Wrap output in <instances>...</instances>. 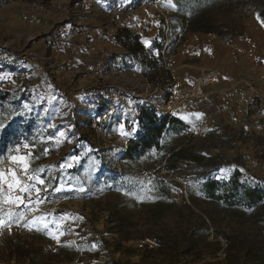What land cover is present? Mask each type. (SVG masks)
Wrapping results in <instances>:
<instances>
[{"label": "rangeland", "instance_id": "obj_1", "mask_svg": "<svg viewBox=\"0 0 264 264\" xmlns=\"http://www.w3.org/2000/svg\"><path fill=\"white\" fill-rule=\"evenodd\" d=\"M258 1L246 0L236 13L223 11L216 19L218 23L232 20L240 34L246 19H257ZM34 2L43 4L46 11L31 9ZM153 2L144 1L133 14L121 10L124 25L140 21L123 26L139 37V45L163 28L164 20ZM89 4L90 0H0V82L3 88L13 87L10 91L24 95L25 110L38 114L42 131L54 130L57 136L65 133L60 143L52 140L54 151L45 155L44 162L31 166L44 170L47 188L41 193L45 202L38 205L37 215L49 221L62 220L65 234L60 237L61 244L43 231L13 224L10 231L0 230V264H264V205L248 212L204 199L199 192L207 175L228 180L238 171L242 180L264 181V96L261 111L250 117V129L237 131L238 145L230 137L208 133L207 124L218 115H185V121L203 122L206 134L203 138L188 134L186 158L170 169L171 174H165L162 163L148 156L138 161L119 159L129 139L139 133L136 120L140 107L157 112L155 104L167 95L168 83L174 79L191 82L194 76L188 66L171 72L168 63L180 44L175 41L166 51L165 64L156 58L141 62L137 57L144 48L123 46L124 52L115 53L117 67L103 73L108 78L78 80L86 65L95 60V55L88 53L94 45L88 43L87 50L80 53L65 47L64 39L58 38L62 30L52 23L59 18L81 21L100 13ZM160 9L170 22L173 12L168 0H163ZM109 10L112 13L113 9ZM75 33L82 34L79 30ZM173 37L170 31V41ZM262 58L259 55L256 61L261 63ZM42 66L48 71L46 88L38 84V78L44 77L38 72ZM55 70L62 86L54 77ZM134 79L142 88L134 85ZM206 95L204 92L190 110L203 112L206 101H201ZM105 109L111 115H106L96 130L91 129V122ZM243 123L249 122L245 119ZM29 150L21 147L20 154ZM8 155H0V169H6L1 164L9 162ZM253 161L256 166L251 165ZM59 172L64 175L62 184L57 185ZM151 178L168 184L164 197L149 183ZM57 187L62 190L55 191Z\"/></svg>", "mask_w": 264, "mask_h": 264}, {"label": "trees", "instance_id": "obj_2", "mask_svg": "<svg viewBox=\"0 0 264 264\" xmlns=\"http://www.w3.org/2000/svg\"><path fill=\"white\" fill-rule=\"evenodd\" d=\"M246 0H172L175 7L169 19V31L174 32L168 48L173 43H181L187 33L215 34L221 41L228 42L239 35L235 23L221 21L218 23L216 15L223 11H233L244 6ZM256 17L264 20V0L256 5ZM262 25V24H261ZM177 36V39L175 37ZM118 37L122 46L130 50H141L139 37L130 34L126 29L118 30ZM26 98L16 91L0 90V123L5 127L0 129V155L9 154L21 143L32 142L36 145L35 159L31 166L40 165L45 160L42 155L44 148L54 151V143L49 139L54 130L40 129L38 114L27 113L23 102ZM139 133L135 139L128 142L121 159L124 161H138L146 156L161 162L166 169H172L178 161L186 158L185 141L189 134L188 126L181 120L163 117L149 107H140L138 114ZM44 165V164H42ZM73 171V170H71ZM71 175L70 173H65ZM62 172L56 179V184H62ZM238 171H234L228 180L216 179L207 175L199 185V192L204 199L221 203L225 207L241 208L254 212L264 205V181L240 179ZM151 185L160 197L169 192L168 184L162 179L151 178Z\"/></svg>", "mask_w": 264, "mask_h": 264}, {"label": "crops", "instance_id": "obj_3", "mask_svg": "<svg viewBox=\"0 0 264 264\" xmlns=\"http://www.w3.org/2000/svg\"><path fill=\"white\" fill-rule=\"evenodd\" d=\"M137 1L139 0H90L92 5L89 4L88 6H91L93 11L97 9L101 10L99 11L100 13L93 14L90 18L81 19V21H75V19L70 21L69 18H59L55 19L52 24L56 23L59 25L62 32L58 33V38L64 39V46L69 47L71 50L75 49L80 53L81 51L87 50L88 43H93V48L104 44L113 53L119 51L124 52L125 49L121 45V41L118 43H103L95 39V34L102 24H109L112 29L119 30L125 29L123 26L126 24L129 25L131 23V25H133L134 23H140L137 19L130 23L126 21L127 23L124 25L122 22L123 15H121V10L125 6L133 2L136 3ZM148 1L153 2L155 0ZM109 9H113L112 13ZM79 27L83 30L80 35L75 33ZM248 37H250V39H248ZM73 40H75V42H72ZM150 42L151 38L147 43H142L140 45L142 48H146ZM192 45L195 46V54L193 57H190L187 54V49ZM259 55L263 57L260 61L261 63L256 61V57ZM181 58H183V61ZM190 59H194V61L192 63H183ZM176 60H181V63H177ZM168 64L171 66V72L180 67L183 68L188 66L192 68V74L194 76L192 81L177 82L174 79L173 82L179 85L192 84L195 78L205 69H215L218 72L219 83L204 89L207 95L201 102L206 101V105L204 106V111L200 112V114L218 115L214 118L215 120H211V123L207 124L206 130L208 133L213 132L215 136L220 138L230 137V141H232L234 145H238L241 140L238 138L239 134L237 131L243 127L246 130L250 129V120L247 124L243 122H245L246 119V106L252 91L251 88L256 89L264 96V25H261L254 17L246 19L243 24L242 32L228 42L221 41L215 34H203L199 32L187 33L186 40L177 46L176 54ZM40 69L41 70L38 72H41V75H44V77L38 78V84L40 87L45 86L46 88L48 86V71H46L47 69L43 66ZM57 72V70L54 71V77H58L57 82L59 86L63 84V81L59 79L61 77L57 75ZM33 81L34 80H32V82ZM12 89L13 87L5 90L10 91ZM195 114V111L190 110L187 115ZM136 121L138 122V115ZM184 122L185 124H193V122L187 120ZM135 138L136 136H133L129 141ZM23 144L20 146L22 147ZM126 148L127 146H125L124 150ZM235 150L237 151V148ZM223 151L226 152V154L230 153V151Z\"/></svg>", "mask_w": 264, "mask_h": 264}, {"label": "built area", "instance_id": "obj_4", "mask_svg": "<svg viewBox=\"0 0 264 264\" xmlns=\"http://www.w3.org/2000/svg\"><path fill=\"white\" fill-rule=\"evenodd\" d=\"M144 1L148 0H139L137 5H127L123 9L127 14H133L139 8H141L140 5ZM162 3L163 0H156L152 3L154 7H158V11L162 16L164 23L162 26V31L160 33L155 34L150 44L138 53L137 59L141 62H149L155 58L163 64H165L166 62L165 54L170 43V31L167 16L163 12V10L160 9ZM31 9H33L37 13H43L46 11V7L39 2L32 3ZM78 30L79 32L83 31L81 27L78 28ZM95 38L96 40L103 43L120 42V39L118 38V31L116 29H112L108 24H103L97 30ZM88 53L90 55H95V60L93 63L86 65L83 71H81L78 80H104L108 78V76L104 77L103 73L108 74V69L117 67L114 65V62L116 61V54L109 50L104 44L99 45L95 48H89ZM187 54L188 56L193 57L195 54V46H189L187 49ZM123 63L127 64L125 60H123ZM14 81L16 83H20L19 78H15ZM218 83L219 74L215 69H205L199 76L195 78L193 83L190 85H179L175 82H170L167 84V95L164 97L163 101H160L155 104V108L157 110L156 114L159 115L160 118L166 116L184 122L185 120L183 119V117L189 113L190 108L192 106H195L197 104L199 99L204 94V89L208 86H215ZM0 90H3L1 82ZM251 90L252 91L246 106L245 115V118L248 121L250 120V117L254 118V115H257L261 111L263 100L262 95L256 89L251 88ZM106 115H111V112L109 113V109H105L104 111L98 113L95 119L90 124L91 129L96 130L98 124H101L106 119ZM186 125L189 128V134H193L202 138L205 136L206 131L202 129L204 127L203 122L199 121L198 123L191 125L189 123H186ZM123 153L119 156V159L122 157ZM248 165L250 167V159L248 160ZM251 165L256 166V162L253 161ZM1 166L3 168L12 167L10 162H4L1 164ZM164 173L171 174L172 171L170 169L166 170L165 168Z\"/></svg>", "mask_w": 264, "mask_h": 264}, {"label": "snow or ice", "instance_id": "obj_5", "mask_svg": "<svg viewBox=\"0 0 264 264\" xmlns=\"http://www.w3.org/2000/svg\"><path fill=\"white\" fill-rule=\"evenodd\" d=\"M168 4L171 7H175L172 0H168ZM257 19L259 20L260 18L257 17ZM260 22L264 25V20ZM0 79H3V77H0ZM195 115L199 118L201 114L197 113ZM4 127L5 125L0 123V129ZM49 127L55 129V125H49ZM121 127L123 128V126ZM125 134L122 132V135ZM64 136L65 133L60 132L58 136L51 135L49 139L60 143V138ZM22 147L24 149H34L36 145L32 142H27ZM50 151L51 149L44 148L42 155H47ZM20 153V145L10 149L8 161L12 167L0 169V205L9 206L8 210L0 207V230L7 228L10 231L13 224H15L17 227L27 228L28 231H43L50 239L55 240L60 245V237L65 234L61 228L62 220L49 221L46 216L37 215L40 212L38 205L45 202L41 193L47 190L46 181L42 175L44 170L31 167L32 162L39 157L35 156L32 150L27 151L25 154ZM61 190L60 187L55 189V191ZM79 190L83 191V189ZM138 199L141 198L138 197ZM29 214H31V219L28 218ZM92 247L95 248L96 246L93 245Z\"/></svg>", "mask_w": 264, "mask_h": 264}, {"label": "bare ground", "instance_id": "obj_6", "mask_svg": "<svg viewBox=\"0 0 264 264\" xmlns=\"http://www.w3.org/2000/svg\"><path fill=\"white\" fill-rule=\"evenodd\" d=\"M153 7H154V6H153ZM134 80H135V79H134ZM135 81H136V80H135ZM135 81H134V82H135ZM134 85H135L136 87H138V88H142V85H141L140 83H138L137 81L134 83ZM144 95H145V96H149V95H147V93H144ZM135 97H143V96H142V94H141V95H140V94H138V95L135 94Z\"/></svg>", "mask_w": 264, "mask_h": 264}, {"label": "water", "instance_id": "obj_7", "mask_svg": "<svg viewBox=\"0 0 264 264\" xmlns=\"http://www.w3.org/2000/svg\"><path fill=\"white\" fill-rule=\"evenodd\" d=\"M129 142V141H128ZM126 150V149H125ZM125 150H124V152H125Z\"/></svg>", "mask_w": 264, "mask_h": 264}]
</instances>
